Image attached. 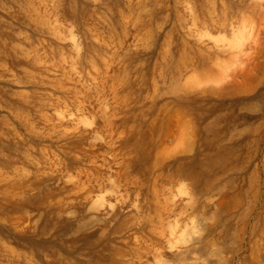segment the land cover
<instances>
[{
    "label": "rangeland",
    "instance_id": "1",
    "mask_svg": "<svg viewBox=\"0 0 264 264\" xmlns=\"http://www.w3.org/2000/svg\"><path fill=\"white\" fill-rule=\"evenodd\" d=\"M0 48L11 264H227L214 231L172 252L216 200L258 212L264 0H1Z\"/></svg>",
    "mask_w": 264,
    "mask_h": 264
},
{
    "label": "bare ground",
    "instance_id": "2",
    "mask_svg": "<svg viewBox=\"0 0 264 264\" xmlns=\"http://www.w3.org/2000/svg\"><path fill=\"white\" fill-rule=\"evenodd\" d=\"M29 4L30 7L34 9L32 3L30 2ZM44 22L43 19H40L41 25H45ZM12 42H10L11 44L8 52L13 55L16 52V44H14V41ZM3 53L4 49L2 50L0 48V56ZM7 186L8 187L2 190V193L8 198L11 196L15 184H7ZM8 188H10V190H8ZM248 190L253 191L257 201L260 199V203H258V212H248L247 208H245L243 212H225V210L230 208H236L238 205L237 201L232 198L225 203L216 200L212 203V211L209 212L210 221H207V225H201L200 227L197 226L194 230L195 233L193 232L194 237H189L185 241L179 239V245L176 248V251L172 252V257L179 261L191 258V254L194 252L193 248H196L193 243L204 241L206 235L214 231L219 235V240L223 241L224 245H227L224 247L228 249L230 248L232 251L229 255L230 257L227 264H232L235 259H239L237 264H264V181L256 175V178H252L249 182ZM219 210H222L223 212H220ZM98 213L101 217L108 215V212ZM227 216L229 217L227 218ZM229 223L231 225H229ZM242 252H247V254L240 257ZM15 256L16 255L12 250L4 248L3 245L0 244V264H3V261H5L6 264H11V262L16 260ZM206 260L207 263L198 264H215L217 261L213 253L207 256Z\"/></svg>",
    "mask_w": 264,
    "mask_h": 264
}]
</instances>
